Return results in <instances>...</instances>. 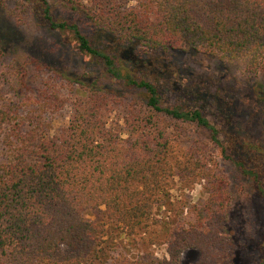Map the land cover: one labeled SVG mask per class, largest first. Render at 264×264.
Masks as SVG:
<instances>
[{
	"label": "trees",
	"instance_id": "trees-1",
	"mask_svg": "<svg viewBox=\"0 0 264 264\" xmlns=\"http://www.w3.org/2000/svg\"><path fill=\"white\" fill-rule=\"evenodd\" d=\"M134 2L20 0L60 34V48L80 57V70L35 65L38 93L26 94L24 80L10 98L0 91V264H103L108 227L121 229L136 251L113 264H181L188 251L197 255L192 264H234L228 184L208 143L263 198L264 146L225 121L221 141L223 127L202 108L166 104L158 73L181 69L186 57L264 71V0ZM12 42L0 32L1 52ZM32 64L17 60L13 76ZM187 93L203 95L196 85ZM68 103V125L53 131ZM185 127L207 136L203 149L184 144ZM176 176L205 183V202L188 208L194 222L159 219ZM154 226L159 239L146 240ZM159 242L163 257L152 249ZM252 256L264 264V232Z\"/></svg>",
	"mask_w": 264,
	"mask_h": 264
},
{
	"label": "rangeland",
	"instance_id": "rangeland-1",
	"mask_svg": "<svg viewBox=\"0 0 264 264\" xmlns=\"http://www.w3.org/2000/svg\"><path fill=\"white\" fill-rule=\"evenodd\" d=\"M120 1L128 6L135 3L134 0ZM0 32L9 35L13 41L6 47L5 52L0 51V91L8 98L14 93L15 81L20 83L19 80L25 81L26 94L38 93V89L42 87V71L36 72L33 68L35 65H48L72 73L80 70V57L74 54L69 45L60 48V34L51 32L25 13L20 0H0ZM19 59L23 65L33 64L26 65L27 68L19 66L16 72L19 75L15 77L14 69H11ZM179 63L182 68L172 66V71L166 77L158 73L160 81L157 83L166 104L180 101L192 103L202 108L218 127H223L221 123L225 121L229 129L264 146V71L257 74L248 71L240 61L223 63L202 57H186ZM192 85H196L203 95L196 94L195 97L187 93ZM71 114L72 105L68 103L59 111L53 131L66 127ZM221 129V141H224L223 135L227 130L224 127ZM183 131L184 144L187 146L198 144L199 148L203 149L208 143L207 136L199 133L195 127H185ZM208 144L217 170L228 184L230 211L226 227L234 244V264H254L252 252L258 248V242L264 232V198L254 186L253 180L239 172L231 162L223 159L220 149L214 144ZM205 187L203 181L198 180L194 184L174 177L171 202L167 210L159 213V219L163 223H173L179 219L194 222L195 217L188 208L192 204L205 202ZM99 219H103L101 214ZM107 230L103 264H113L117 256H130L136 252L135 248H132V242L121 233V229L108 227ZM158 230L159 228L154 226L151 233L147 234L146 240H150L149 237L156 240ZM152 249L159 257L164 256V246L161 242L152 246ZM196 257L194 251L185 252L181 264H192Z\"/></svg>",
	"mask_w": 264,
	"mask_h": 264
}]
</instances>
